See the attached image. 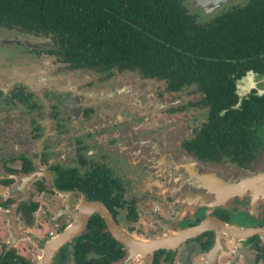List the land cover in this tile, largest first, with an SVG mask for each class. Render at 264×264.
<instances>
[{"label":"flooded vegetation","instance_id":"af4514ba","mask_svg":"<svg viewBox=\"0 0 264 264\" xmlns=\"http://www.w3.org/2000/svg\"><path fill=\"white\" fill-rule=\"evenodd\" d=\"M248 2L181 4L208 24ZM1 36L0 54L19 59L0 65V257L40 264L81 222L48 264H264V195L248 176L264 168V73L235 81V115L216 114L176 75L86 65L58 36ZM191 158L245 174L251 189L226 204L195 196Z\"/></svg>","mask_w":264,"mask_h":264},{"label":"trees","instance_id":"16d2710c","mask_svg":"<svg viewBox=\"0 0 264 264\" xmlns=\"http://www.w3.org/2000/svg\"><path fill=\"white\" fill-rule=\"evenodd\" d=\"M182 0H0V34L58 36L61 49L86 65L139 66L150 76L194 84L216 114L235 115V81L264 73V0L219 12L208 24ZM235 78L231 79L230 76ZM21 213L27 204H20ZM4 252L0 264L14 261Z\"/></svg>","mask_w":264,"mask_h":264},{"label":"water","instance_id":"95a60500","mask_svg":"<svg viewBox=\"0 0 264 264\" xmlns=\"http://www.w3.org/2000/svg\"><path fill=\"white\" fill-rule=\"evenodd\" d=\"M226 0H199L200 5L203 7H207L208 4H212L213 6H217L220 2ZM188 162L189 172L191 168H195L193 175L191 176L194 181V194L195 196H199L200 198H206V200H210L211 202L215 203H222L226 204L232 202L233 200L240 199L242 197L241 194L245 193L246 190L251 189V179L254 178L257 184L254 185L252 190L255 193V199L261 195H264V171H258L248 175L252 178L246 179L247 176L245 174L232 172L230 169L225 168L221 165L217 164H209L197 159H189ZM31 182V179H26L24 181L25 186ZM257 186V188H255ZM259 195V196H258ZM18 207V206H17ZM16 207V208H17ZM89 212L100 213L103 215L107 221V212H105L99 205L93 204L89 208ZM83 223L75 224V226L70 229L66 234L59 237L51 246L47 247L44 250V257L40 264H48L49 260H51L54 252L56 251L57 247L62 244L67 237L73 235L76 230H79ZM10 230L13 235L20 236L19 230L16 227L11 226ZM201 230L200 228L196 231ZM11 245L9 248L13 247Z\"/></svg>","mask_w":264,"mask_h":264},{"label":"rangeland","instance_id":"374dc122","mask_svg":"<svg viewBox=\"0 0 264 264\" xmlns=\"http://www.w3.org/2000/svg\"><path fill=\"white\" fill-rule=\"evenodd\" d=\"M2 34H0V37H2L1 36ZM3 49V48H2ZM5 50L7 49V48H4ZM4 50V51H5ZM0 55H2V56H0V65L1 64H5V63H10V61H15L16 59H19V54L17 55V54H15V55H13V56H10V57H8L7 55H6V53L4 52L3 54H0ZM12 59V60H11ZM219 166V165H218ZM257 172L258 171H264V168H256L255 169ZM6 192H7V189H5V187H0V195H3V194H6ZM1 215H3V214H1V212H0V216ZM2 221H4L5 222V224H7V221H6V218L3 216L2 217V219H1ZM2 234L4 235V236H9V233H8V229H6V228H4L3 230H2ZM12 234V233H11ZM24 241V242H23ZM25 241L26 240H21L20 242L21 243H19V245L18 246H22V245H25Z\"/></svg>","mask_w":264,"mask_h":264}]
</instances>
